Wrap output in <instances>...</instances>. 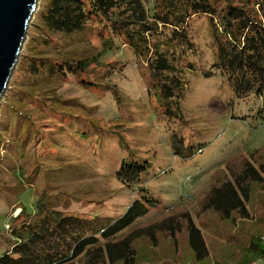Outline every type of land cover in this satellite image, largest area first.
I'll use <instances>...</instances> for the list:
<instances>
[{"label":"rangeland","instance_id":"obj_1","mask_svg":"<svg viewBox=\"0 0 264 264\" xmlns=\"http://www.w3.org/2000/svg\"><path fill=\"white\" fill-rule=\"evenodd\" d=\"M45 1L37 0L0 97V256L26 217L22 209L35 214L43 192L52 207L98 222L121 216L142 193L156 199L153 214L190 211L205 226L208 240H216L213 261L222 255L235 262L247 252L251 232L264 228V185L252 187L251 219L227 221L197 210L213 182L227 173L219 166L224 159H253L252 152L264 146V96L240 98L219 71L204 75L214 54L207 17L191 18L200 49L192 60L200 70L188 73L181 110L171 118L150 97L145 70L127 43L116 38L109 47L104 43L109 31L95 21L85 32H47L40 19ZM84 58L90 63L81 77L47 79V72L29 69L32 60L73 63ZM82 80L110 85L86 87ZM109 88L117 90L121 101ZM187 152L192 156L184 157ZM236 152L243 155L233 157ZM124 160L147 166L141 181L120 176ZM233 233L239 251L218 253L216 237ZM178 238V249L164 234L156 246L148 238L138 240V264H197L186 234Z\"/></svg>","mask_w":264,"mask_h":264},{"label":"trees","instance_id":"obj_2","mask_svg":"<svg viewBox=\"0 0 264 264\" xmlns=\"http://www.w3.org/2000/svg\"><path fill=\"white\" fill-rule=\"evenodd\" d=\"M202 15L208 19L214 51L211 67L202 71L204 75L219 71L240 98L264 96V0H46L40 19L47 32L67 35L85 32L91 22H100L110 34L104 43L111 47L117 38L133 50L145 70L150 97H155L160 109L163 107L172 118L181 110L188 73L200 70L192 60L200 49L191 33V18ZM85 59L73 63L32 60L29 69L47 72L52 76L47 79L81 77L90 63ZM82 82L86 87L110 85ZM113 92L121 101L117 90ZM14 129L15 126L13 135ZM260 149L252 152L253 159L242 158L239 163H233L229 159L232 157L223 160L219 166L227 173L210 186L197 214L214 212L227 221L236 217L251 219L252 187L264 185V152ZM192 154L187 152L184 157ZM238 154L242 153L232 156ZM258 155L260 158H256ZM146 168L137 161L124 160L119 174L141 181ZM156 202L154 197L141 193L124 214L98 222L96 218L52 207L43 192L35 203V214L22 209L26 217L12 230L13 241L0 256V264H138V240L148 238L156 246L159 235L164 234L178 249L181 233L186 234L197 264H264L258 261H264V228L252 231L260 222L251 230L245 254L233 263L220 259L222 255L213 261L211 246L216 240H208L205 226H199L190 211L153 214ZM235 236L236 233L217 236L218 253L238 252Z\"/></svg>","mask_w":264,"mask_h":264},{"label":"water","instance_id":"obj_3","mask_svg":"<svg viewBox=\"0 0 264 264\" xmlns=\"http://www.w3.org/2000/svg\"><path fill=\"white\" fill-rule=\"evenodd\" d=\"M36 5L37 0H0V97L14 70Z\"/></svg>","mask_w":264,"mask_h":264},{"label":"built area","instance_id":"obj_4","mask_svg":"<svg viewBox=\"0 0 264 264\" xmlns=\"http://www.w3.org/2000/svg\"><path fill=\"white\" fill-rule=\"evenodd\" d=\"M262 244L264 245V234L261 237Z\"/></svg>","mask_w":264,"mask_h":264}]
</instances>
